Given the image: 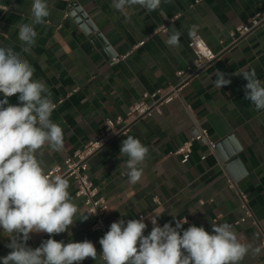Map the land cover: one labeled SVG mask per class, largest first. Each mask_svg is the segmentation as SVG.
Instances as JSON below:
<instances>
[{
	"label": "crops",
	"instance_id": "obj_1",
	"mask_svg": "<svg viewBox=\"0 0 264 264\" xmlns=\"http://www.w3.org/2000/svg\"><path fill=\"white\" fill-rule=\"evenodd\" d=\"M172 0L160 10L148 12L133 6L125 13L112 7V0H49L51 15L46 25H36L38 36L25 53L18 40L16 25L31 22L32 0H0V46L12 47L34 67V79L46 82L57 108L51 119L64 131L61 152L43 150L48 172L92 141L107 120L124 118L128 109L144 93L168 89L178 82L177 73L193 67L188 42L200 36L208 47L219 52L217 59L195 75L184 87L180 99L134 122L126 134L110 140L88 160V176L106 199L104 221L111 223L136 219L145 214L155 217L162 227L186 219L183 225L203 226L210 234L211 222L229 223L242 242L261 247L264 238V111L257 112L245 99L240 69H255L264 80V25L221 52L220 43L243 26L254 14L264 11V0ZM64 13L67 17L63 18ZM192 25L198 27L189 35ZM165 26L166 31L159 29ZM172 29L183 34L179 48H169L165 40ZM143 43L138 47V44ZM117 60V62H114ZM219 69L231 84L217 89ZM3 96L0 94V99ZM9 102L18 103L17 97ZM191 111V116L186 110ZM207 131L215 149L196 142L186 163L175 151L197 130ZM138 138L149 148L143 176L135 185L128 183L119 156L123 139ZM69 193L78 206L74 225L68 232L53 235L57 241L90 240L97 258L80 264H104L100 258L101 233L90 230L92 219L75 197L74 182L68 179ZM229 183L233 185L230 188ZM238 193L247 198L256 225L251 220L237 223L244 216ZM157 201L155 203L154 201ZM121 213L124 215L121 216ZM87 220H81L87 217ZM148 235L152 226L145 222ZM27 242L38 247L47 233H32ZM0 231V257L11 249ZM261 254H249L242 264H264Z\"/></svg>",
	"mask_w": 264,
	"mask_h": 264
},
{
	"label": "clouds",
	"instance_id": "obj_2",
	"mask_svg": "<svg viewBox=\"0 0 264 264\" xmlns=\"http://www.w3.org/2000/svg\"><path fill=\"white\" fill-rule=\"evenodd\" d=\"M162 3L172 0H112V7L122 14L137 5L148 12H162ZM50 15L49 0H32L31 22L16 25L25 53L36 43L35 26L46 25ZM197 27L192 25L189 35ZM182 34L172 29L166 46L179 48ZM34 72L23 55L12 47L0 46V231L11 249L0 257V264H80L86 258L96 260L97 249L90 240L65 243L52 238L65 232L71 236L69 229L76 221L78 206L69 193L68 180L49 175L41 159L46 148L63 150L64 131L51 119L57 105L49 86L34 79ZM215 75V88L231 84L221 70L217 69ZM233 75L247 81L245 99L255 111H264V80L257 77L255 69H240ZM13 96L18 103L9 102ZM119 156L126 157L123 167L128 183L140 182L149 148L129 135L122 140ZM187 222L176 220L175 227L171 223L161 227L157 219L151 220L152 230L144 235L147 225L143 217L115 221L99 240L100 258L104 264H242L249 254H261V247L242 242L229 223L211 222L210 234L203 226L183 229ZM32 233H47L49 238L32 248L27 244Z\"/></svg>",
	"mask_w": 264,
	"mask_h": 264
},
{
	"label": "built area",
	"instance_id": "obj_3",
	"mask_svg": "<svg viewBox=\"0 0 264 264\" xmlns=\"http://www.w3.org/2000/svg\"><path fill=\"white\" fill-rule=\"evenodd\" d=\"M62 1L67 2L68 7H70L71 0ZM200 1L201 0H197L195 3H199ZM67 16V13H64L63 18ZM262 25H264V11L254 14L248 19L245 25L230 31L228 34V42L220 43L222 47L221 52L231 45L236 44L239 40ZM159 31L165 32L166 27L162 26ZM142 45L143 43H140L138 47ZM188 48L191 50L194 57L193 67L187 72L177 73L178 82L175 85L168 89H158L151 93H144L140 100L128 109L124 118H117L115 121L107 120L105 122V129L97 137L86 143L72 156L68 157L63 162L62 166H55L47 172L49 175H61L63 178L74 182L76 185L75 197L82 202L86 214L92 219V224L90 226L92 232L104 235L108 231V227L104 221L108 205L106 199L100 194L99 190L88 176V160L110 140L119 135L126 134L129 127L137 120L149 116L152 113H160L161 107L180 99V94L190 79L212 64L220 53V51L215 52L211 50L200 36L192 37L188 42ZM114 62H117V60H114ZM186 110L191 116L189 107L186 106ZM196 142L207 145L210 150L215 149L214 143L210 142L208 139L207 131L198 127L196 135L184 142L174 153L181 156L182 163L188 161L193 144ZM229 186L233 189L231 183H229ZM238 196L241 201V207L245 212L244 216L240 218L237 223H244L249 219L252 221V224L256 225L252 212L247 206L246 196L242 193H238ZM154 202L157 203L156 200ZM141 217H143L144 222H148L149 225L153 227L151 220H156L155 217L140 214L136 219H140ZM261 247L264 248V238L261 240Z\"/></svg>",
	"mask_w": 264,
	"mask_h": 264
}]
</instances>
